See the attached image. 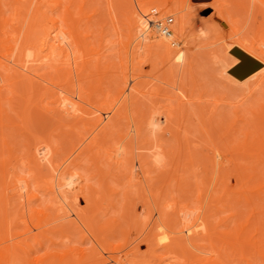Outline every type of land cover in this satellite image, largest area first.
Segmentation results:
<instances>
[{
    "label": "bare ground",
    "instance_id": "bare-ground-1",
    "mask_svg": "<svg viewBox=\"0 0 264 264\" xmlns=\"http://www.w3.org/2000/svg\"><path fill=\"white\" fill-rule=\"evenodd\" d=\"M124 1L0 0V264H264V0H152L140 14ZM164 8L185 11L174 24L154 18ZM205 8L215 18L191 33ZM121 18L132 46L118 68ZM227 39L209 51L221 90L203 94L200 49ZM152 56L157 87L140 71ZM19 99L41 131L14 123Z\"/></svg>",
    "mask_w": 264,
    "mask_h": 264
},
{
    "label": "rangeland",
    "instance_id": "rangeland-1",
    "mask_svg": "<svg viewBox=\"0 0 264 264\" xmlns=\"http://www.w3.org/2000/svg\"><path fill=\"white\" fill-rule=\"evenodd\" d=\"M126 1H127V0L124 1L125 4H126L127 6L131 5V7H132V8H135V10H137L139 14L141 13V9L144 8V9L147 10V9L153 4L152 0H128V2H126ZM175 1H178V0H169V4H170V5H173V3H174ZM114 3H115V2H114ZM115 4H116V3H115ZM142 5H144V6L141 7ZM115 7H117V6H115ZM114 9L117 10V8H114ZM118 9H119V7H118ZM120 9H121V8H120ZM166 9H167V8H164V9H162V10H157V13H155L156 16L153 15L154 18H155L156 20H158V19H164L165 17H167V16L170 15V16L173 17V20H174L173 23L175 24L176 19H177L176 17L185 11V10H181V11H178L176 14H173V13H170V12L165 11ZM7 10H8V12H7ZM9 10H10V12H9ZM121 10H122V9H121ZM12 11L14 12V10L11 9V8L8 6L7 9H6V11H5V14L8 15V16H10L11 13H12V14L15 13V12L13 13ZM112 11H114V10H112ZM117 11H119V10H117ZM122 11H123V10H122ZM6 12H7L8 14H7ZM25 12L27 13V15H25V14H26ZM31 12H32V7H30L29 10L27 9V11H26V10H25V11H22L23 14L25 13L24 16H23L24 19H25V21H22L23 17H22V18H20V17H21L23 14H22V13L20 14V17H19V18H20V19H19L20 21H17V23H18V22H21V23L23 22V23H22V25H23L22 28H25V27H26V23H28V18L30 19V16H29V15L31 14ZM212 12H213V10H212L211 8H205L204 10H200L199 14L196 15V16H194V17H193V20L191 21V26H190V27H191L192 30L190 29V32L192 33L195 29L200 28V27H201L200 24H202L203 22H205V21H206V22H210V21H212V19L215 18L214 14H212V16L210 15ZM9 13H10V14H9ZM112 13H113V12H112ZM117 13H118V12H117ZM121 13H122V12L120 11L119 14H121ZM158 13H159V14H158ZM167 13H168V14H167ZM114 14H115V13H114ZM6 15H5V16H6ZM98 15H99V14H98ZM112 15H113V14H112ZM122 15H123V14H122ZM158 15H159L160 17H159ZM201 15H203L205 18H201ZM8 16H6V18H7ZM105 16H106V15H105ZM105 16H104V17H105ZM115 17H117V14L114 16V18H115ZM118 17H119V16H118ZM120 17H122V16H120ZM157 17H158V18H157ZM211 17H212V18H211ZM97 18H98V16L95 17V19H97ZM105 18H108V17H105ZM123 18H124V16H123ZM101 20H102V19H101ZM103 20H104V19H103ZM109 20H110V19H109ZM115 20L117 21V19H114V21H115ZM122 20H123L122 18H121L120 20H118V21H117L118 24H116V23H117L116 21L114 22L117 26H113V27H116L115 29H118V34L116 33L118 36L115 35V33L112 31V29H114V28H112V29H111L112 32H110L111 35H112V33H114V37H113V35H112V36H109V37L107 36V35H109L108 32H109V30H110V29H109L110 27H109L106 23H102V24H104V25H102V24L100 23V25H102L101 28H100V26L96 28V29L98 30V32H99V33H98L99 36L101 35V34H100V29L102 30V32L107 30L108 32L106 31L107 33H103V34H105V35L107 34L106 36H107L109 39H110V37H111L112 40H117V41H114V42H113V41L110 39V40H111L110 43L112 42V45H111V46H112V47H111L112 49H111V48H110V49H111L112 51H111L110 49H108V51L110 50V51L112 52V53H110V52H109V53L112 55V58H113V59H112L113 66H115V64L118 62L117 65H116L117 67H118V64L120 63V61H122V60H120V59L125 58L126 55H127L128 59L130 58V57H129V56H130V53H129V52L131 51L130 48H131V46H132V45L130 46V44H129V47H130V48H127V45L125 46L126 49H127L128 51H129V49H130L129 52L126 51V49H125V47H124L125 40L128 39V38H127V36L125 35V33L127 34V32L125 31V30H126V29H125V28H126V27H125V22L123 21V22H124V23H123ZM119 21H120V22H119ZM13 22L15 23V21H13ZM104 22H107V23H108V19H107V20L105 19ZM121 22H122V23H121ZM14 23H13V25H14ZM120 23H121V24H120ZM173 23H172V25H173ZM97 24L99 25V23H97ZM105 24L107 25V28H108V29H107V28H106V29H105V28L103 29V26H106ZM108 24H109V23H108ZM15 25H17V24H15ZM24 25H25V27H24ZM113 25H114V24H113ZM96 26H97V25H96ZM111 26H112V25H111ZM119 26H120V27H119ZM93 28H94V27H93ZM99 28H100V29H99ZM6 29H8L9 31L12 30V29H9V26H8ZM119 29H121V30H119ZM8 30H7V31H8ZM93 30H94V29H93ZM9 31H8V32H9ZM116 31H117V30H116ZM119 31H120V32H119ZM10 32H11V31H10ZM10 32H9V33H10ZM96 32H97V31L93 32L92 34H94V33L97 34ZM102 32H101V33H102ZM95 34H94V35H95ZM98 34H97V35H98ZM105 35H104L103 37H100V38H104V39L106 40V36H105ZM120 35H121V36H120ZM95 36H96V35H95ZM101 36H102V35H101ZM119 36H120V37H119ZM125 36H126V37H125ZM96 37H97V36H96ZM92 38H93V36H92ZM97 38H98V37H97ZM108 38H107V39H108ZM119 38H120V39H119ZM94 39H96V38H94ZM104 39H103V40H104ZM109 39H108V40H109ZM140 39H141V36H140ZM91 40H92V39H90V41H91ZM103 40H101V41H103ZM108 40H107V41H108ZM228 40H229V39H227L226 41H223V42H221V43H218V44H216V45H214V46L208 47V48L200 49V51H201L202 53L199 52V55H200V57L198 58V59H199V60H198V63H199V64L197 65V66L200 67V68H199V69L197 68V70H196V72H195V73H197V74H196V76L193 77V78L195 79L196 77H198L197 80H198V83L200 84V87H201V90H202V91H203V87L205 88L206 85H207V89L209 90V87H210V85H211V87H210L211 90H210V91H214V92H218V93L220 92L221 89H219L218 84H217V85L215 84V85H216V86H215L214 84H212V81H211V79H214V78H215V79L218 80V78H216V77H214V76H213L214 78L212 77V75H213L214 73H212L211 71L214 72V69H213L214 66L212 65V64H213L212 61H210V60H212V59H211V54H210V53L212 52V50L220 49L224 44H226V43L228 42ZM95 41H100V39H98V40H94V43H95ZM101 41H100V43H101ZM126 41H128V40H126ZM91 42H92V41H91ZM105 42H106V41L102 42L103 45H104ZM118 42H119V43H118ZM92 43H93V42H92ZM97 43H98V45H95V46H101V45H99V42H97ZM107 43H108V42H107ZM107 43H105V48H106ZM95 44H96V43H95ZM116 44H117V45H116ZM126 44H127V43H126ZM131 44H132V43H131ZM133 44H134V43H133ZM103 45H102V46H103ZM108 45H109V44H108ZM118 45H119V46H118ZM90 46H91V45H90ZM95 46L93 47V48H95V51H93V52H96V51L99 52L100 50L103 51V50H102V47H101V49L99 50V49H97ZM109 46H110V45H109ZM115 46H116V47H115ZM99 48H100V47H99ZM107 48H108V46H107ZM107 48H106V49H107ZM114 48H115L116 50H115ZM119 48H120V50H119ZM132 48H133V47H132ZM91 49H92V48H91ZM96 49H97V50H96ZM103 49H104V47H103ZM106 49H104V50H106ZM98 50H99V51H98ZM0 51H1V50H0ZM101 51H100V52H101ZM108 51H107V52H108ZM120 51H121V53H120ZM209 51H211V52H209ZM3 52H5V51L3 50ZM104 52H106V51H104ZM104 52H102V53H104ZM115 52H116V54H115ZM126 52H127V53H126ZM207 52H208L210 55H207V54H208ZM0 53H2V51H1ZM109 53H108V54H109ZM119 53H120V54H119ZM206 53H207V54H206ZM4 54L6 55V53H4ZM105 54H107V53H105ZM110 54H109V55H110ZM201 54H203V55H201ZM111 55H110V56H111ZM116 55H117V56H116ZM206 55H207V56H206ZM113 56H114V57H113ZM209 56H210V57H209ZM152 58H153V56H152ZM207 58H208V59H207ZM0 59H2V61H5V58L3 59V56H0ZM209 59H210V60H209ZM115 60H116V61H115ZM123 60H124V59H123ZM140 60H141V58H140ZM153 60H154V61H153L151 64H145L144 66H143V64H142V66H140V67H142V68H140V71H143V72L147 73L145 77H146V79H147L148 81H151V83L149 82V85H150L151 87H157V84H158L159 82L156 83V81H158V80H156V79L154 80V78H155L154 76H159V74H160L161 72H160L159 74L157 73V71H156L157 68H155V66H154V63H155V65H156L155 57L153 58ZM122 62H123V61H122ZM208 62H209V63H208ZM114 63H115V64H114ZM179 63L181 64V62H178V64H179ZM183 63H184V62H182V64H183ZM200 64H201V65H200ZM111 65H112V64H111ZM121 65H122V64L120 63V66H119V67H123V66H124V65H123V66H121ZM151 65H152V66H151ZM113 66H110V67H113ZM116 66H115V67H116ZM201 66H203V67H201ZM115 67H113L112 69L114 70V69H118V68H119V67H118V68H115ZM153 67H154V68H153ZM207 67H208L209 69H208ZM206 68H207V70H206ZM112 69H111V71L114 72ZM121 69H122V68H121ZM118 70H119V69H118ZM118 70H117V71H118ZM158 70H159V68H158ZM203 70H204V71H203ZM115 71H116V70H115ZM159 71H160V70H159ZM143 72H142V75L139 77V79L141 78V80H142V82H143V78H144V80H145V82H146L147 80L145 79V77H143ZM210 72H211V75H210ZM207 73H208V74H207ZM155 74H156V75H155ZM199 74H200V75H199ZM147 75H149V76H147ZM151 75H154V76L151 77ZM187 75H188V74H187ZM202 75H204V77H203ZM209 75H210V76H209ZM216 76H217V75H216ZM153 77H154V78H153ZM211 77H212V78H211ZM185 78H186V79H187V78L191 79V82H192V79H193V78H191V77H189V76H188V77L185 76ZM185 78H183V79H185ZM203 78H204V79H203ZM208 78H209L210 80H209ZM183 79H182V80H183ZM186 79L183 80L184 83H185ZM200 79H201V80H200ZM202 79H203V80H202ZM195 80H196V79H195ZM195 80H193V81H195ZM208 80L210 81V83H209ZM254 80H255V79L250 80L249 83H250L251 81H254ZM148 81H147V82H148ZM213 81H214V80H213ZM215 81H216V80H215ZM189 82H190V81H189ZM201 82H202V83H201ZM206 82H207V83H206ZM217 82H218V81H217ZM217 82H215V83H217ZM184 83H182V86L184 85V86L182 87L183 89L185 88V85L188 83V81H187L185 84H184ZM192 83L194 84V82H192ZM208 83H209V84H208ZM213 83H214V82H213ZM139 84H141V83H139ZM142 84H143V83H142ZM142 84H141V85H142ZM188 84H190V83H188ZM188 84H187L186 87H188ZM193 84H192V86H195V85H193ZM195 84H197V81H196ZM199 84H198V86H199ZM158 85H159V84H158ZM202 85H204V86L202 87ZM208 85H209V86H208ZM217 86H218V87H217ZM220 86H221V85H220ZM140 87L143 88V85L140 86ZM180 87H181V86H180ZM213 87H214V88H213ZM244 87H245V86H241V87L239 86L240 89L237 87L239 90L234 91V93H233V92H228V93H230V94L227 93V98L225 97V98H226L225 101H226V102H229V101H230L233 105L236 104L237 101H238L237 103L241 102V101H242L241 98L243 97V94L245 93V91H243ZM193 88H194V87H193ZM195 88H196L199 92H202V91L199 90V89H200L199 87H198L199 89H198L197 87H195ZM220 88H221V87H220ZM237 88H236V89H237ZM185 90L188 91V90H190V88H189V87H188V89L185 88ZM192 90H193V89H192ZM194 90H195V89H194ZM204 90L206 91V88H205ZM142 92H143V90H142ZM189 92H190V91H188V93H189ZM194 92H195V91H194ZM214 92H213V93H214ZM4 93H5V94H3L4 96L9 95V93H8L7 91H5ZM202 93L205 94L204 91H203ZM202 93H200V94L203 95ZM206 93H207V94H206L207 96H208V93L210 94V92H206ZM192 94H193V93H192ZM196 94H198V92H197ZM211 94H212V93H211ZM201 95H200V96H201ZM206 95H205V96H206ZM212 95H213V94H212ZM212 95H211V96H212ZM215 95H218V94H215ZM215 95H213V96H215ZM198 96H199V94L197 95V97H198ZM211 96H210V97H211ZM224 96H225V94H224ZM237 96H238V97H237ZM201 97L204 98V96H201ZM210 97H209V98H210ZM26 98H27V99L29 98V97H28V94L26 95ZM203 98H202L201 100H204L203 102H205V100H206V102H207L206 104H210L211 107L213 106V104H215V103H214V97H211L210 100H209V98H207V97H205L204 99H203ZM212 98H213V99H212ZM228 98H230V99H228ZM238 98H239V99H238ZM139 99H140V98H139ZM141 99H143V98H142V95H141ZM197 99H198V98H197ZM207 99H208V100H207ZM227 99H228L229 101H227ZM21 100H22V101H20V99H19V102H16L17 104L15 105V110H14V113H13V120H14V123L17 124V125H22V126H24V130H26V129L28 130V129L31 127V128L33 129V131H35V132H37V131L39 132V130L41 131L43 128L40 127L41 129H40V128L37 129V128H38V126H37L36 129H35L34 125H33V126L31 125L30 119H31V115H32V112H33V109H32L31 104L29 103V101H27V102L25 103V101H23V99H21ZM234 100H235V102H234ZM240 100H241V101H240ZM16 101H17V100H16ZM208 102H209V103H208ZM32 103H34V101H33ZM33 124H34V123H33ZM55 126H56V125H55ZM55 126H53V127L51 126V127H50V130L53 129ZM57 129H58V127L55 128V132L53 133L54 135H55V134H58L57 131H56ZM20 130H21V129H18V131H20ZM47 130H48V129H47ZM47 130H46V131H47ZM21 131H22V130H21ZM43 131H44V130H43ZM61 131H62V130L59 128V129H58L59 134H60ZM51 132H52V131H51ZM51 132L48 131V133H51ZM44 133H46V132H44ZM48 133H46V134H48ZM54 135H52V133H51V136H52V137H53ZM52 137H51V138H52ZM54 138H56V137H54ZM18 141H20V142H19V143H20L19 145H21V144L23 143L24 139L22 140V138H21V140H18ZM231 172H234V171H233V170H229V172L226 171V174L228 173V174H227L228 176H230L229 173L232 174L230 177H227V176H226V177H227V178H226V187H229V188L231 189V191H234V188H235V190H237V188H236L235 186H238V185H237L238 183H235V182H236V178H237V176H235V174H234L235 172H234V173H231ZM233 174H234V175H233ZM200 176H202V175L200 174L199 177H200ZM199 177H198L197 179H196V177H194V176H193V177H190V178H189L190 183H191V182L194 183L196 180H199ZM192 178H193V179H192ZM194 179H196V180H194ZM191 180H193L194 182L191 181ZM237 180H238V179H237ZM190 183H189V185H190ZM191 185H192V184H191ZM191 185H190V186H191ZM193 185H194V184H193ZM193 185H192V186H193ZM193 187H194V192H195V193H194V192H193V193H194L195 195H193L192 193H189L190 195H189V194H188V195H189L190 197H192L191 194H192L194 197H196L197 188H196V186H193ZM190 188H191V187H190ZM191 191H193V189H192ZM173 194H174V195H175V194L180 195L181 192H180V193H176V192H175V193H173ZM178 195H177V196H178ZM148 196H149V194H147V197H148ZM175 196H176V195H175ZM190 197H189V200H190L191 202L193 201V203H195L194 200H196V198L192 197V198L190 199ZM192 199H194V200H192ZM82 204H83V203H81V205H82ZM242 204H243V203H242ZM192 205H194V204H192ZM242 206H243V205H242ZM244 208H245V207H243L242 209H244ZM245 210H246V208H245ZM245 210H244V212H246ZM225 214H226V213H225ZM225 214H224V215H225ZM144 215H145L146 218H147V214L144 213V214H143V221H144L143 223H145V221L148 219V218L145 219V216H144ZM143 227H144V226H143ZM143 249H144V247H143ZM237 255H238V254H237ZM237 255H236V257L234 258V260L237 259V260H235V263H236V262L238 263V260H239V264H246V261L242 262V259H241L242 257L238 258L239 255H238V256H237ZM233 264H234V262H233Z\"/></svg>",
    "mask_w": 264,
    "mask_h": 264
},
{
    "label": "water",
    "instance_id": "water-1",
    "mask_svg": "<svg viewBox=\"0 0 264 264\" xmlns=\"http://www.w3.org/2000/svg\"><path fill=\"white\" fill-rule=\"evenodd\" d=\"M259 66L258 63L256 62H249L247 64H243L238 68V74L240 76H244L246 74L251 73L252 71H254L257 67Z\"/></svg>",
    "mask_w": 264,
    "mask_h": 264
}]
</instances>
